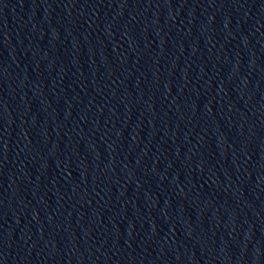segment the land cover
<instances>
[{"label":"water","instance_id":"obj_1","mask_svg":"<svg viewBox=\"0 0 264 264\" xmlns=\"http://www.w3.org/2000/svg\"><path fill=\"white\" fill-rule=\"evenodd\" d=\"M264 38V0H0V264H90Z\"/></svg>","mask_w":264,"mask_h":264}]
</instances>
